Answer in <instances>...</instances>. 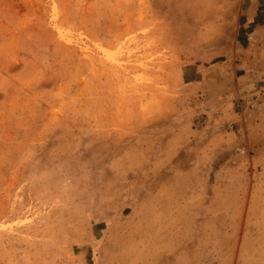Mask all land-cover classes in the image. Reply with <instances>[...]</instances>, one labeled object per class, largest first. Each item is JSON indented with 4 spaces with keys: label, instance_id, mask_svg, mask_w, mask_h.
<instances>
[{
    "label": "rangeland",
    "instance_id": "rangeland-1",
    "mask_svg": "<svg viewBox=\"0 0 264 264\" xmlns=\"http://www.w3.org/2000/svg\"><path fill=\"white\" fill-rule=\"evenodd\" d=\"M263 22L0 0V264H264Z\"/></svg>",
    "mask_w": 264,
    "mask_h": 264
},
{
    "label": "crops",
    "instance_id": "crops-1",
    "mask_svg": "<svg viewBox=\"0 0 264 264\" xmlns=\"http://www.w3.org/2000/svg\"><path fill=\"white\" fill-rule=\"evenodd\" d=\"M261 24L263 25L261 28H263L264 27V22L261 23ZM263 38H264V36H263ZM258 106L260 107V111H258V113L256 114L257 117L258 116L264 117V107H263L264 106V102L263 103H259Z\"/></svg>",
    "mask_w": 264,
    "mask_h": 264
}]
</instances>
